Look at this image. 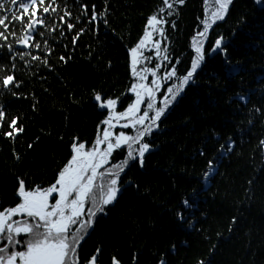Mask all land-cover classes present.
Here are the masks:
<instances>
[{"label":"trees","instance_id":"obj_1","mask_svg":"<svg viewBox=\"0 0 264 264\" xmlns=\"http://www.w3.org/2000/svg\"><path fill=\"white\" fill-rule=\"evenodd\" d=\"M57 2L77 14V0ZM80 2L96 5L98 12L105 9V0ZM160 7L163 0H108L107 26L85 19L75 31L65 28L63 37L59 32L45 34L54 49L47 57L50 67L41 61L29 67L17 57L21 98L5 93L0 103L7 105L9 115L20 116L24 132L15 139L0 135V210L19 203L18 178L29 187L54 182L70 158L74 137L92 146L97 125L107 114L97 108L93 90L113 97L127 94L125 107L134 98L127 93L132 82L129 49L146 30L147 17ZM217 7L215 0H185L167 17L165 36H153L160 41L161 55L167 47L171 57L179 58L181 73L195 54L192 37ZM80 27L87 30L74 46L72 37ZM217 35L225 37L230 63L220 53L206 58L196 83L152 136L153 151L146 154L145 167L131 166L123 182L132 186L81 241V260L100 247L101 264H110L112 256L121 264H160L161 259L165 264H264V146L259 143L264 139V0H233L226 20L210 30L212 42ZM35 39L41 40L39 35ZM148 45V56L156 59L144 65L155 67V46ZM15 47L26 51L22 45ZM31 54L45 57L43 47ZM61 55L66 63L59 60ZM3 64L11 69L6 52L0 55ZM237 93L248 97L247 102L237 106ZM254 108L261 113L250 111ZM229 138L235 141L232 151L227 150ZM125 153L127 149L116 152L118 158L106 167L119 163ZM205 172H210L206 179ZM193 190L196 206L184 209L181 201L191 199ZM177 211H183L184 222L177 219Z\"/></svg>","mask_w":264,"mask_h":264},{"label":"snow or ice","instance_id":"obj_2","mask_svg":"<svg viewBox=\"0 0 264 264\" xmlns=\"http://www.w3.org/2000/svg\"><path fill=\"white\" fill-rule=\"evenodd\" d=\"M215 2L218 7L211 18L203 19L202 30L192 37L191 47L195 54L182 73L178 67L181 63L179 58L171 57L167 47L161 55L160 41H153V36L157 33L165 36L167 17H172L185 0H163V7L147 17L146 30L129 49L132 82L127 93L134 98L125 107L127 94L113 97L104 90H93L97 108L106 110L107 115L97 125L92 146L88 147L86 141L74 137L70 142V158L48 186L34 184L29 187L24 179L18 178L16 195L19 203L0 210V264H101L103 255L100 247L87 259H80L78 249L81 241L99 218L108 214L109 206L114 205L126 188L132 186L131 181L123 182L127 170L133 164L141 169L145 167L146 154L153 151L150 142L152 136L160 130L163 118L183 99L188 88L196 83L206 58L220 53L224 62L230 63L225 37L217 35L212 42L210 30L218 22L226 20L233 0ZM256 2L260 3L261 0ZM77 3L79 8L73 16L68 5L65 3L62 7L57 0H0V55L6 52L11 64V69L7 64L0 65V96L7 93L12 98H21L18 92L23 84L15 76L17 57L29 67L32 61H41L44 66L50 67L47 57L54 49L45 38L46 33L52 35L59 32V36L63 37L65 28L75 31L85 19L90 25L103 23L107 26L108 0H105V9L99 12L94 4L80 0ZM72 20L76 23H72ZM172 27H175L174 21ZM86 30L80 27L72 37L74 46ZM36 35L41 40H36ZM150 41L155 46L159 62L155 63V67H143L142 60L148 59L143 50ZM17 44L26 51L17 50ZM208 44L210 48L206 47ZM42 47L45 52L43 60L40 55L31 54L33 48L41 50ZM59 60L66 63L63 55ZM236 95L237 106L239 102H247L248 97L239 93ZM6 107L0 103V135L15 139L24 132V127L19 122L20 116L9 115ZM119 107H123V110L118 111ZM250 111L261 113L260 108ZM117 127L122 129L118 133L114 132ZM125 130H134V134L129 135ZM259 143L264 146V139ZM234 144L235 141L229 138L227 150L232 151ZM124 147L127 148L126 156L119 163L106 167L110 159H114V152L123 151ZM224 147L221 145L219 149L221 155L224 154ZM200 155H204L202 149ZM19 158L16 156L17 160ZM208 167L212 172L216 170L212 160L208 162ZM209 175L210 172H205V179ZM136 190L139 191L138 185ZM197 199V192L193 190L191 199L186 197L181 204L184 209L195 207ZM176 216L181 222L186 219L183 211H177ZM73 226L78 227L73 230ZM110 264H121V261L112 256ZM160 264H165V261L161 259ZM197 264H210V261L199 260Z\"/></svg>","mask_w":264,"mask_h":264},{"label":"rangeland","instance_id":"obj_3","mask_svg":"<svg viewBox=\"0 0 264 264\" xmlns=\"http://www.w3.org/2000/svg\"><path fill=\"white\" fill-rule=\"evenodd\" d=\"M149 43H151V41H150ZM151 47H152V46L147 45V46L144 48V50H143V52H144V56H145L146 58H148V59L142 60V62H141V66H143V67L146 66V65H144V61L148 62L149 60L154 61V60L156 59L154 56L151 58L152 55L148 56V54H147V52H149V51L152 49ZM150 79H151V76L149 75V80H150ZM142 107H144V106H142ZM119 110H121V109H119ZM120 130H122V129H120L119 127H117L116 129H114V132L118 133ZM125 131H126L129 135L134 134V130H125ZM88 147H89V146H88ZM101 147H102V146H101ZM109 167H111V166H109Z\"/></svg>","mask_w":264,"mask_h":264},{"label":"flooded vegetation","instance_id":"obj_4","mask_svg":"<svg viewBox=\"0 0 264 264\" xmlns=\"http://www.w3.org/2000/svg\"><path fill=\"white\" fill-rule=\"evenodd\" d=\"M119 109H121V110H119ZM117 110H118V111H122V110H123V107H122V108L119 107ZM106 115H107V114H106ZM102 147H103V146H102ZM125 149H127V148L124 147V150H125ZM118 151H121V150H117L116 152H118ZM116 152H114L113 156L116 157V158H118V157L116 156ZM125 156H126V153L124 154V157H125ZM110 162H111V159H110L109 163H110ZM127 171H128V170H127ZM125 179H126V175L123 176V181H125ZM125 183H126V182H125ZM76 227H78V226H73V230H75ZM22 235H23V234H22ZM81 245H82V242L80 243V246H79L78 252H80ZM0 246H2V245H0Z\"/></svg>","mask_w":264,"mask_h":264},{"label":"water","instance_id":"obj_5","mask_svg":"<svg viewBox=\"0 0 264 264\" xmlns=\"http://www.w3.org/2000/svg\"><path fill=\"white\" fill-rule=\"evenodd\" d=\"M99 111H100V112H107L106 110H103V111H102V110H100V109H99Z\"/></svg>","mask_w":264,"mask_h":264}]
</instances>
